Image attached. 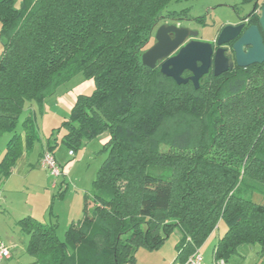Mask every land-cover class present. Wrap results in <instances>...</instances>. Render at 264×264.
<instances>
[{"label":"trees","instance_id":"1","mask_svg":"<svg viewBox=\"0 0 264 264\" xmlns=\"http://www.w3.org/2000/svg\"><path fill=\"white\" fill-rule=\"evenodd\" d=\"M181 1L0 0V140L13 134L0 181L40 141L35 115L23 113L78 75L95 91L78 97L46 151L64 145L76 155L109 134L82 218L64 240L58 223L18 221L31 264H134L140 249L159 250L176 230L185 263L222 223L214 260L259 246L264 261V63L211 73L198 89L145 67L157 26L190 19V8L168 10ZM250 16L248 27L258 25L260 15Z\"/></svg>","mask_w":264,"mask_h":264},{"label":"rangeland","instance_id":"2","mask_svg":"<svg viewBox=\"0 0 264 264\" xmlns=\"http://www.w3.org/2000/svg\"><path fill=\"white\" fill-rule=\"evenodd\" d=\"M186 8H190V19L204 18L203 23L199 24L195 22L184 23L183 26L194 29L199 32V39L205 41H212L217 37L220 31L225 26H234L238 23L241 17L247 16L253 5H243L242 0H196V1H181L180 3H173L169 6L168 10L180 11ZM95 91V83L92 80L86 79L83 75H78L71 81L61 86L58 90L56 97L52 96L48 98L49 101H45L42 107L33 104V110L37 114L38 120H42L43 115L46 114L47 124L58 125L61 117L69 118L76 100L79 96H89ZM29 109V108H28ZM27 110V109H26ZM25 111L21 117L24 119ZM12 134H7L5 138H11ZM104 139H95L89 146L90 152L85 153L83 157L79 156V153L69 157L67 153L69 150L66 147L59 146L58 159L63 163L65 173H68L67 178V194L70 198L74 196H91L93 185L97 171H99L101 165L106 160L107 154L103 153V145L109 139V134L105 133ZM2 140V139H1ZM0 140V152L5 144V140ZM95 152V153H93ZM33 160V159H31ZM46 176L43 172L38 171L34 173L31 180L28 182L30 185L23 186L22 194L19 193L18 198L20 201H30L31 204H40V194L45 189L42 184L45 181ZM39 183V184H38ZM41 186L43 189H41ZM2 189V188H1ZM87 191H89L87 193ZM47 192L50 196L58 193V190H52L47 188ZM65 217L59 221L58 238L64 240V236L69 228ZM222 226H225L224 224ZM178 230L173 232V235L167 240L164 248L158 251H147L140 249L136 253L135 264H164V261H168L170 264L173 257L176 255L174 248L177 239L179 238Z\"/></svg>","mask_w":264,"mask_h":264},{"label":"crops","instance_id":"3","mask_svg":"<svg viewBox=\"0 0 264 264\" xmlns=\"http://www.w3.org/2000/svg\"><path fill=\"white\" fill-rule=\"evenodd\" d=\"M252 5V4H251ZM2 43L0 40V56L3 51ZM58 94V92H57ZM55 94V95H57ZM53 95L54 97H56ZM50 100V99H49ZM48 99L46 100L49 101ZM73 107V105H72ZM26 114L24 119L28 115H35L36 117V123H37V130L38 135L40 137V141L35 144L33 147V151L30 154H24L21 157V160L18 161V164L16 168L14 169L11 176L4 181H0V240L10 248L12 257L10 260L4 261L1 264H31L33 263L34 259L26 252L29 237L25 235L20 228L17 226L18 221H20L23 218L26 217H32L36 219L37 221L41 222L42 224H53L58 223L62 220L63 217H65V224L67 226L70 225L72 222H76L82 218L83 213V207H84V196H74L73 198H70V196L67 194V178L68 173H65V169L63 168V163L58 159V148L54 151V155L56 157V160L58 161L59 165L61 166L64 173V177L61 178L58 181V187L55 189L53 188V182L54 180L51 178V176L47 173V171L40 166V161L43 153L46 151V142L50 137V134L53 130L58 129L61 126V123L63 120H65V117H61L58 125H50L47 124L46 121V114L43 115L42 120H38L36 112L32 108H29L26 110ZM23 119V120H24ZM20 135L23 136L24 133L22 132V129L20 128L18 130ZM13 135V134H12ZM11 135V136H12ZM105 135V134H104ZM104 135L98 137L104 139ZM6 136V135H5ZM3 136V139L5 140V144L0 152V161L3 159L5 152L7 149V145L11 138H5ZM8 137V136H7ZM24 138V136H23ZM97 138V139H98ZM1 140V141H2ZM94 141V140H93ZM87 143L83 149L80 151L79 156L83 157L85 153L90 152V144L93 142ZM61 147H64V145H59ZM69 151L67 155L70 156ZM95 153V152H93ZM33 159V160H31ZM42 171L43 174H45L46 179L43 182L42 186L45 188L43 189L41 186V189L44 191L40 194V204H31L30 201H20V198H18L19 193L22 194L23 186H28L30 183L28 180L33 177L34 173ZM39 184V183H38ZM2 188V189H1ZM48 189L52 190H58L61 193H64L61 198H53L54 195L50 196V194L47 192ZM89 191H87L88 193ZM57 224V225H58ZM224 223L220 224L218 229L215 230V232L211 235V237L207 240L205 244H203V247L200 249L201 253L204 256L205 263L206 264H212L213 262V252L214 248L217 245L218 241L224 236L226 233L227 227L222 226ZM225 225V224H224ZM60 226V225H59ZM178 233V232H177ZM181 240V233H179V238L177 239V242L174 245L176 255L172 258L170 264H179L178 261V246L179 242ZM167 241L164 243L166 245ZM164 246L160 249H163ZM159 249V250H160ZM158 251V250H156ZM260 254V248L259 246H242L238 250V254L235 255L233 258L230 259V264H264V261L261 259ZM168 261H164V264H167ZM136 263V262H135ZM134 263V264H135Z\"/></svg>","mask_w":264,"mask_h":264},{"label":"water","instance_id":"4","mask_svg":"<svg viewBox=\"0 0 264 264\" xmlns=\"http://www.w3.org/2000/svg\"><path fill=\"white\" fill-rule=\"evenodd\" d=\"M252 11L259 12V24L246 27L245 23L225 26L219 34L215 54L210 42L195 40L198 31L189 28L162 25L157 30L156 43L142 55L145 67L155 69L160 66L161 73L173 79L177 85L191 82L195 89L200 88V81L208 75L214 65V75L219 77L233 68L232 59L225 56L224 46L237 40L233 49L238 68L246 69L256 64L264 63V0H257ZM170 34L174 37L171 38ZM188 38L193 39L188 42ZM248 48L247 51L244 49ZM178 52V53H177ZM177 53L175 56L173 54ZM172 56V57H171ZM166 60V61H165ZM200 64V65H199ZM189 71L192 76L182 78L183 73Z\"/></svg>","mask_w":264,"mask_h":264},{"label":"built area","instance_id":"5","mask_svg":"<svg viewBox=\"0 0 264 264\" xmlns=\"http://www.w3.org/2000/svg\"><path fill=\"white\" fill-rule=\"evenodd\" d=\"M70 156H74V153L71 151ZM40 166L45 169L47 173L54 180L53 188H57L58 181L64 177V173L61 166L59 165L56 157L53 153L45 151L41 157ZM12 257L11 250L0 240V264L4 261L10 260ZM179 264H206L203 254L200 249H198L185 263ZM212 264H230L224 259L213 260Z\"/></svg>","mask_w":264,"mask_h":264},{"label":"flooded vegetation","instance_id":"6","mask_svg":"<svg viewBox=\"0 0 264 264\" xmlns=\"http://www.w3.org/2000/svg\"><path fill=\"white\" fill-rule=\"evenodd\" d=\"M251 13V12H250ZM250 13L247 15V16H245V17H241L240 19H239V21H238V23H236V25H238V24H240V23H245L246 24V27H248V25H249V22H251V19H252V17L250 16ZM257 14L259 15V12H257ZM191 23V22H195V19H186V18H183V16L182 17H176V18H170V19H165V20H163L162 22H161V24L159 25V26H157V29H156V31H155V34H154V39H155V35H156V32H157V30L160 28V26H162V25H171V26H176V27H178V28H182V27H185V28H188V27H186V26H183L184 25V23ZM197 22H195V24H196ZM190 30H193V31H196V30H194V29H191V28H189ZM222 31V30H221ZM220 31V32H221ZM220 34V33H219ZM219 34L217 35V37H219ZM170 37L171 38H173L174 37V35L173 34H170ZM217 37H215V39L214 40H212V41H205V40H202V39H199L198 37H196L195 38V40L197 39V40H200V41H205V42H210V43H212V45H213V51H214V54H215V52H216V50H218L219 49V47L217 46V41H218V38ZM153 39V40H154ZM193 39H191V38H188V41H187V43L188 42H190V41H192ZM237 40H235V41H233V42H231L230 44H228V45H225L223 48H224V50H225V56L227 57V58H229V59H232V63H234V65H233V68H230L229 69V71L228 72H230V71H233V70H235L236 68H237V64L235 63L236 62V60H235V52H234V50H232L233 49V45H234V43L236 42ZM156 43V40H154V42H153V45ZM152 45V46H153ZM245 51H247L248 50V48H245L244 49ZM178 53V52H177ZM177 53H175V54H173L172 56H175ZM171 56V57H172ZM166 61V60H165ZM164 62V61H163ZM163 62H161V63H159V65H156V66H158V67H161L160 65L161 64H163ZM200 65V64H199ZM227 72V73H228ZM211 73H213L214 74V65L212 64V66H211V68H210V70H209V73H208V75L209 74H211ZM190 76H192V74L189 72V71H185L184 73H183V77L182 78H185V79H188ZM207 76V75H206Z\"/></svg>","mask_w":264,"mask_h":264}]
</instances>
